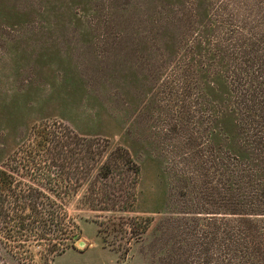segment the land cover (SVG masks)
I'll return each mask as SVG.
<instances>
[{
  "label": "rangeland",
  "instance_id": "1",
  "mask_svg": "<svg viewBox=\"0 0 264 264\" xmlns=\"http://www.w3.org/2000/svg\"><path fill=\"white\" fill-rule=\"evenodd\" d=\"M218 6L0 0V165L35 126L52 122L75 134L77 147L92 145L96 168L111 170L107 187L98 188L93 169L91 182L66 198L77 229L63 253L51 257L45 243L32 241L18 260L0 242L6 264H264V216H241L239 205L218 202L229 194L228 179L211 169L219 148L211 117L228 109L231 94L210 46H190L199 26L207 27L206 41L218 37L225 10ZM228 119L222 122L230 131ZM128 159L139 168L135 176ZM230 227L238 242L227 239Z\"/></svg>",
  "mask_w": 264,
  "mask_h": 264
},
{
  "label": "trees",
  "instance_id": "2",
  "mask_svg": "<svg viewBox=\"0 0 264 264\" xmlns=\"http://www.w3.org/2000/svg\"><path fill=\"white\" fill-rule=\"evenodd\" d=\"M218 3V8H225L216 20L218 37L206 41L201 35L207 27L199 26L203 31L195 35L190 46L197 51L210 46L213 64L225 66L226 76L222 78L231 94L228 109L220 107L212 117L206 116L217 125L216 133L214 126L210 133L219 138V148H213L211 169L228 179L225 191L229 194L221 195L217 201L235 209L239 205L241 216H264V0H218ZM186 54L195 59L193 51ZM227 118L230 131L222 122ZM76 138L75 134L66 133L60 123L43 122L0 165V242L7 255L24 260L32 241L40 247V241L45 243V251L51 257L63 253L69 241L76 238V223L65 208L70 192L82 186L83 181L89 184L93 169H99L94 175L101 179L96 180L98 188L108 186L106 180L111 170L105 167L106 171L101 172L102 166L96 168L98 162L92 145L79 148ZM114 153L119 156L120 149ZM117 156L114 154V165ZM125 164L131 175L139 172L131 159L125 160ZM131 185L134 186L133 182ZM86 188L87 198L93 197L94 190ZM117 191L113 189L110 194L118 198ZM102 197L96 200L104 202ZM51 227L57 234L47 238L46 232ZM241 227L237 228L240 239L245 231ZM226 234L228 240L237 241L233 227ZM5 257L0 253V264H6Z\"/></svg>",
  "mask_w": 264,
  "mask_h": 264
},
{
  "label": "water",
  "instance_id": "3",
  "mask_svg": "<svg viewBox=\"0 0 264 264\" xmlns=\"http://www.w3.org/2000/svg\"><path fill=\"white\" fill-rule=\"evenodd\" d=\"M79 245H83V242H78Z\"/></svg>",
  "mask_w": 264,
  "mask_h": 264
}]
</instances>
